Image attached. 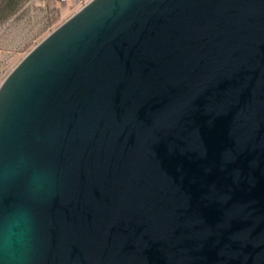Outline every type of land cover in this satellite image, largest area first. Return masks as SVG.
<instances>
[{
  "label": "water",
  "instance_id": "95a60500",
  "mask_svg": "<svg viewBox=\"0 0 264 264\" xmlns=\"http://www.w3.org/2000/svg\"><path fill=\"white\" fill-rule=\"evenodd\" d=\"M0 264H264V0H88L0 81Z\"/></svg>",
  "mask_w": 264,
  "mask_h": 264
},
{
  "label": "rangeland",
  "instance_id": "374dc122",
  "mask_svg": "<svg viewBox=\"0 0 264 264\" xmlns=\"http://www.w3.org/2000/svg\"><path fill=\"white\" fill-rule=\"evenodd\" d=\"M87 0H0V81Z\"/></svg>",
  "mask_w": 264,
  "mask_h": 264
},
{
  "label": "bare ground",
  "instance_id": "6f19581e",
  "mask_svg": "<svg viewBox=\"0 0 264 264\" xmlns=\"http://www.w3.org/2000/svg\"><path fill=\"white\" fill-rule=\"evenodd\" d=\"M87 1H88V0H87ZM87 1H86V2H87ZM86 2H85V3H86ZM85 3H84V4H85ZM84 4H83V5H84ZM80 7H81V6H80Z\"/></svg>",
  "mask_w": 264,
  "mask_h": 264
}]
</instances>
